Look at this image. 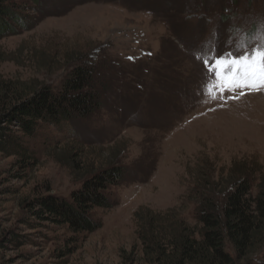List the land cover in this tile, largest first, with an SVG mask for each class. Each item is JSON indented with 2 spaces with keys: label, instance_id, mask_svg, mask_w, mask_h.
Here are the masks:
<instances>
[{
  "label": "rangeland",
  "instance_id": "rangeland-1",
  "mask_svg": "<svg viewBox=\"0 0 264 264\" xmlns=\"http://www.w3.org/2000/svg\"><path fill=\"white\" fill-rule=\"evenodd\" d=\"M9 2L27 24L0 40V89L16 84L26 98L86 62L102 108L23 136L34 160L0 155V264H154L139 239L140 211L198 231L202 192L220 202L247 178L257 194L264 87L228 91L208 69L264 48V0ZM112 166L123 180L106 193L113 207L91 213L98 231L76 234L49 213L33 216L39 200L71 201ZM262 251L251 260L264 264Z\"/></svg>",
  "mask_w": 264,
  "mask_h": 264
},
{
  "label": "trees",
  "instance_id": "trees-1",
  "mask_svg": "<svg viewBox=\"0 0 264 264\" xmlns=\"http://www.w3.org/2000/svg\"><path fill=\"white\" fill-rule=\"evenodd\" d=\"M39 5L41 0H28ZM189 14L190 9L186 10ZM26 18L15 10L9 0H0V40L17 33V27L26 29ZM176 46L175 43H172ZM95 71L91 64L82 62L71 68L55 87H41L28 97L18 99L16 84L1 86L0 98L11 96L7 103L0 102V155L18 156L22 162L35 159V154L23 144L24 137H35L38 129L60 126L74 120L91 117L102 108V96L97 90ZM16 124L17 132L6 123ZM20 134V135H19ZM123 180V171L112 166L89 177L71 201L56 198L39 200L41 210L33 216L42 220L46 212L55 216L54 222L69 226L76 234H91L102 228L91 213L113 207L109 188ZM231 186L232 191L222 201L202 192L197 221L200 230L183 222H162V215L150 212L137 215L139 239L154 264H257L252 258L263 250L264 256V184L254 186L243 178ZM252 185H251V184ZM160 218V220H159ZM28 223V222H27ZM230 246L234 255L226 252Z\"/></svg>",
  "mask_w": 264,
  "mask_h": 264
},
{
  "label": "snow or ice",
  "instance_id": "snow-or-ice-1",
  "mask_svg": "<svg viewBox=\"0 0 264 264\" xmlns=\"http://www.w3.org/2000/svg\"><path fill=\"white\" fill-rule=\"evenodd\" d=\"M203 63L208 65L210 62L206 60ZM208 71L222 80L221 87L228 91L251 89L257 85L264 87V48L251 52L245 48L238 58L218 60L216 67Z\"/></svg>",
  "mask_w": 264,
  "mask_h": 264
}]
</instances>
